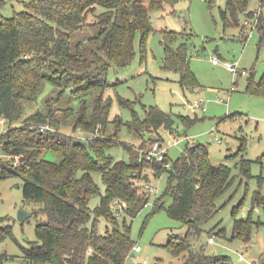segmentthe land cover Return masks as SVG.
<instances>
[{
  "label": "trees",
  "instance_id": "1",
  "mask_svg": "<svg viewBox=\"0 0 264 264\" xmlns=\"http://www.w3.org/2000/svg\"><path fill=\"white\" fill-rule=\"evenodd\" d=\"M4 1L0 0V6ZM177 1L31 0L25 4L28 11L0 21V120L6 125L0 131V179L19 176L23 199L40 204L32 215L45 217L34 228L35 245L24 249L29 264H123L134 246L125 216L133 218L147 204L150 176L165 171L166 187L155 198V210L164 208L163 198L169 195L172 202L166 207L167 214L188 229L170 237L163 247L180 264H229L225 256L206 253L202 226L217 212L216 200L233 177L228 166L212 164L203 147L193 145L172 161L166 154L163 161L148 163L136 152L145 141L138 147L123 145L115 133L106 132L111 100L101 96L93 99L89 110L82 105L73 120L75 129L90 133L84 139L59 132L60 121L52 114L56 101L50 102L54 98L46 103L50 113L24 116L25 104L37 100L42 80L58 87L60 93L71 88L75 95L107 86V73L132 60L136 31L141 32L142 42L151 31L150 13ZM245 6L244 0H227L220 15L227 21L229 13ZM89 14L91 22L86 20ZM86 25L98 30L95 36L72 42L71 34ZM175 36L169 33L170 40ZM166 66L179 73L181 86L197 85L184 49L169 50ZM250 88L264 92V72L260 81L250 82ZM119 102L131 107L127 99L119 98ZM47 123L55 129L40 131ZM173 124L170 113L149 106L142 114L132 112L125 126L130 133L142 135L159 129L172 132ZM119 145L129 152V161L114 160L106 152ZM47 152L60 154V160H47ZM16 157L18 165L13 163ZM93 173L99 174L103 191ZM119 213L124 214L123 225L116 220ZM101 221L106 222L103 232L98 229ZM249 225L248 219L237 221L236 234L246 235ZM212 235L209 232L208 238ZM157 264L173 263L161 260ZM257 264H264V253Z\"/></svg>",
  "mask_w": 264,
  "mask_h": 264
},
{
  "label": "rangeland",
  "instance_id": "2",
  "mask_svg": "<svg viewBox=\"0 0 264 264\" xmlns=\"http://www.w3.org/2000/svg\"><path fill=\"white\" fill-rule=\"evenodd\" d=\"M30 1L5 0L0 6V21L16 12L28 11L25 4ZM226 1L178 0L172 7L152 11L151 31L143 42L141 32L136 31L132 60L107 73V86L86 95H75L71 88L60 93L58 87L42 80L39 96L25 104L24 116L36 111L50 113L46 103L54 98L50 102L56 101L52 114L60 121L59 132L84 139L90 133L75 129L73 120L82 105L89 110L93 99L101 96L111 100L106 132L115 133L123 145L138 147L145 141L136 152L162 142L172 161L193 145L203 147L210 162L228 166L233 177L228 189L216 200L217 212L202 226L205 251L214 257H227L229 264H257L264 253V92L251 89L250 82L260 81L264 72V0H244L246 6L229 13L224 21L220 9H225ZM92 18L89 14L87 22ZM97 32L95 27L86 25L72 33L71 40L88 41ZM170 32L175 33L174 40H170ZM179 48L184 49L188 69L197 80L192 88L181 86L179 73L166 66L169 50ZM211 57H216L218 63H212ZM225 62L238 63L246 75L228 71ZM119 98L129 100L131 107L122 106ZM149 106H158L172 115V132L159 129L138 135L128 131L125 123L131 119L132 112L142 114ZM184 118L191 120L187 122ZM5 126L0 122L1 132ZM43 126L55 129L48 123ZM123 145L110 147L106 152L114 160L127 162L129 152ZM45 158L57 162L61 155L47 152ZM244 161L248 173L244 171ZM13 163L18 165L19 157ZM147 172L151 174L150 169ZM167 175L165 171L150 176L153 191L147 204L133 218L125 216L134 246H140L141 250L135 252L132 248L123 264H142L144 259L146 264L161 260L180 264L163 245L170 237L186 233L188 228L167 214L166 207L172 202L169 195L163 198L164 208L154 207L155 198L164 193ZM93 178L103 191L99 174L93 173ZM22 183L19 176L0 179V264H29L24 249L35 245L34 228L45 220L42 214L32 215L40 204L23 199ZM19 210L31 214L20 222ZM123 219L124 214L116 215L120 225ZM241 219L250 221L249 232L244 236L235 232V224ZM105 225V221L99 223L100 232ZM209 232L214 234L213 243L207 242Z\"/></svg>",
  "mask_w": 264,
  "mask_h": 264
},
{
  "label": "built area",
  "instance_id": "3",
  "mask_svg": "<svg viewBox=\"0 0 264 264\" xmlns=\"http://www.w3.org/2000/svg\"><path fill=\"white\" fill-rule=\"evenodd\" d=\"M257 21V20H256ZM255 24V23H254ZM211 61L212 63H218V59L216 57H211ZM224 66L226 67V69L232 73H239L240 75H246V71L243 70V69H239L238 68V63H229V62H225L224 63ZM233 88L230 89V91H232ZM196 103V102H194ZM0 122H4V119H1ZM47 126H40V131H45L47 130ZM176 143V142H175ZM166 151H167V148L161 143L159 142H155L154 144H152L148 150H140V157L145 159L146 161H149V160H152V161H163L164 160V157L166 155ZM140 159V158H139ZM168 166V165H166ZM146 187L149 189L150 192L153 191V188L152 186L150 185H146ZM115 203L117 204L118 202L115 201ZM125 205L122 203L121 204V207H124ZM214 241V236H211L208 238L207 242L208 243H213ZM133 250L135 252H138L141 250L140 246L138 245H135L133 246ZM239 259L242 260V256H239ZM142 264H146L147 261L144 259L141 261Z\"/></svg>",
  "mask_w": 264,
  "mask_h": 264
},
{
  "label": "water",
  "instance_id": "4",
  "mask_svg": "<svg viewBox=\"0 0 264 264\" xmlns=\"http://www.w3.org/2000/svg\"><path fill=\"white\" fill-rule=\"evenodd\" d=\"M30 214L31 213H29V212H26V211H23V210H19L18 214H17L18 220L20 222H23L25 219H27L28 216H30Z\"/></svg>",
  "mask_w": 264,
  "mask_h": 264
}]
</instances>
